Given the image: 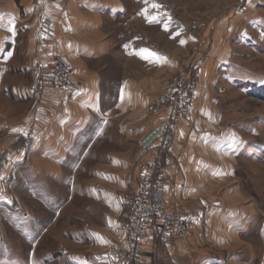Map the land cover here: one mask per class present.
Instances as JSON below:
<instances>
[{
	"label": "crops",
	"instance_id": "crops-1",
	"mask_svg": "<svg viewBox=\"0 0 264 264\" xmlns=\"http://www.w3.org/2000/svg\"><path fill=\"white\" fill-rule=\"evenodd\" d=\"M152 1L133 5L132 0H51L46 15L56 29L41 46V54L45 61L59 57L72 66L75 91L68 96L51 84L39 91L33 85L19 86L12 67L19 49L25 50L32 67L37 61L41 5L37 0H0V107L8 106L3 100L8 91L31 101L34 115L0 122V132L6 133L3 173L18 166L32 173V199L44 208L40 212L44 219L32 214V237H60L68 246L62 245L67 255H59V261L56 254L44 259L115 264L109 251L126 248L122 225L138 189L141 166L160 154V173L171 181L166 189L168 208L182 217L190 234L163 244L151 229L141 246L147 264H264L258 192L247 183H236L231 177L233 163L224 162L223 167L219 162L223 157L213 146L216 135L211 125L216 111L201 89L191 118L160 138L151 152L139 147L169 117L166 107L149 113L163 96L166 68L177 66L169 50L160 48L164 34L168 45L189 44L174 38L179 23L171 21L165 32V8H153ZM145 11L156 17L154 22H148ZM141 49L154 55L142 59L136 54ZM113 123L117 124L114 135L107 130ZM26 126L30 132L24 131ZM31 134L32 142L17 144ZM107 134L119 145L110 142L102 148ZM73 172L76 178L71 181ZM70 183L75 188L70 202L74 199L77 212H82L76 215V228H68L69 198L54 189Z\"/></svg>",
	"mask_w": 264,
	"mask_h": 264
},
{
	"label": "rangeland",
	"instance_id": "rangeland-1",
	"mask_svg": "<svg viewBox=\"0 0 264 264\" xmlns=\"http://www.w3.org/2000/svg\"><path fill=\"white\" fill-rule=\"evenodd\" d=\"M142 1L145 0H132V3L138 5ZM159 1L152 2L160 5L159 9H162V6L165 8L163 13L166 23L165 32L169 30L168 23L171 21L179 23L180 27L173 30L179 31L174 38L180 40V43L189 40L187 46L171 43L168 45L169 37L167 33L164 34L165 42L160 48L169 50L166 52L174 57L177 66L171 70L166 68V86L163 96L166 88L173 82L180 81L179 83L186 84L190 81L194 89L188 94V100L191 101L193 111L194 100L201 89L202 94L208 98L213 110L216 111L211 125L216 135L213 146L223 157L219 162L223 163V167L224 162L234 164L232 172L234 176L231 175V177L237 184L244 182L245 185L247 183L254 186V190L258 192L257 207L264 222V0ZM50 2L51 0L48 5ZM40 8L42 12V7ZM46 10L47 8L44 9L45 14ZM177 11L180 13L179 16ZM41 12L36 31L38 47L41 44L38 30ZM54 28L56 29V26ZM54 34L45 31L42 35L45 41L41 45L46 44L48 39H52ZM18 52L19 59L12 67V75L15 79H19L21 88L30 87L33 85L34 65L32 67L25 50L19 49ZM41 57L49 64L54 58H59L54 57L45 61L42 54ZM22 68L26 69L22 70ZM204 70L206 73L203 74ZM162 98L150 109V114L163 107L160 104ZM18 99L5 91L3 100L8 106L0 107L1 123L2 121L12 122L22 116L32 117L31 101ZM14 108H18L19 112L13 111ZM166 109L168 111L167 107ZM25 129V132H30L27 126ZM116 129L117 124L113 123L107 130L114 135ZM233 135L238 143L230 146ZM145 137L140 141L139 147L145 153H149L152 150H145L141 146ZM5 138L6 133L0 132V264H39V260L46 261V264H58L60 262L56 263L57 260L44 259V257L46 254H56L58 259L61 254L67 255L62 247L67 245L60 237H45L43 234L32 237V214L41 215L40 217L44 219L43 214L40 213L44 211V208L32 199V173L26 172V169H17L23 166L3 173L2 168L6 160L3 146ZM104 139L102 148L109 146L110 142L119 145V140H109L108 134ZM30 142H32V134L30 139H20L17 144L21 143L20 146H25ZM30 165L32 166V162ZM70 174V177H73L71 181L75 180L76 173ZM216 174L222 181L221 170H218ZM139 179L140 175L137 178L138 186ZM54 189L65 194L67 199L69 198L70 206L66 213L69 215L68 228H76V215H82V212H77L74 199L70 202L75 197V188L70 183L68 187L58 186ZM72 195L74 196L71 198ZM41 222L44 226V220ZM144 261L146 262L145 259ZM42 262L40 264H44Z\"/></svg>",
	"mask_w": 264,
	"mask_h": 264
},
{
	"label": "built area",
	"instance_id": "built-area-1",
	"mask_svg": "<svg viewBox=\"0 0 264 264\" xmlns=\"http://www.w3.org/2000/svg\"><path fill=\"white\" fill-rule=\"evenodd\" d=\"M38 1L42 7L38 29L42 44L45 41L43 33L48 31L54 34L55 24L44 12L50 0ZM41 44H39L38 58L33 67V89L39 91L43 86L51 84L65 91L68 96H72L75 91L71 80L72 66L60 58H54L50 64L44 62L41 57ZM179 82H173L166 88L160 104L168 108L169 117L145 137L141 143L145 150H152L160 138L168 136L190 118L192 105L188 100V94L193 91L194 86L190 81L186 84ZM160 161L159 154L155 156L154 162L142 165L138 190L129 201V214L122 225L126 248H112L109 251L115 264H146L142 257L141 246L151 229L158 234L163 244L170 240L189 237V229L182 217L168 208L166 189L171 181L168 177L161 175L158 164Z\"/></svg>",
	"mask_w": 264,
	"mask_h": 264
},
{
	"label": "snow or ice",
	"instance_id": "snow-or-ice-1",
	"mask_svg": "<svg viewBox=\"0 0 264 264\" xmlns=\"http://www.w3.org/2000/svg\"><path fill=\"white\" fill-rule=\"evenodd\" d=\"M152 7H153V8H159L160 5H158V4H153ZM142 14L145 15V18L148 19V22H149V23L154 22L155 19H156V17H148L147 14H146V11H145L144 13H142ZM9 30H10V31H13L14 29H9ZM181 43L183 44V43H185V42H184V41H181ZM136 54H137V55H140V57H141L142 59H148V58H150V57H152V56L154 55L153 53L149 52L147 49H141V50H140L138 53H136ZM181 135H183V134L181 133ZM236 143H238V141H237V139L235 138V136L233 135V136H232V140H231V145H230V146H233V145H235Z\"/></svg>",
	"mask_w": 264,
	"mask_h": 264
}]
</instances>
